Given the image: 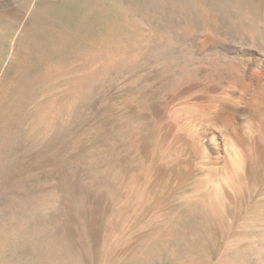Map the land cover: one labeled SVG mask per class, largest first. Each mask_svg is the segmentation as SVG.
<instances>
[{
    "label": "bare ground",
    "instance_id": "1",
    "mask_svg": "<svg viewBox=\"0 0 264 264\" xmlns=\"http://www.w3.org/2000/svg\"><path fill=\"white\" fill-rule=\"evenodd\" d=\"M61 3L59 18L70 20L82 1ZM254 46L185 30L158 39L93 40L87 51L77 49L66 65H51L41 75L55 84L72 71L71 96L46 103L40 125L54 135L62 118L75 116L78 188L88 148L91 163L103 168L109 200H120L124 227L153 205L145 222L148 242L170 236L188 219L195 222L196 241L228 240L237 224L251 219L249 209L264 205V51ZM210 50L202 65V51ZM176 198L179 204L168 207ZM259 220L257 232L227 241L226 253L247 245L264 263V213ZM107 240L120 242L114 233Z\"/></svg>",
    "mask_w": 264,
    "mask_h": 264
},
{
    "label": "rangeland",
    "instance_id": "2",
    "mask_svg": "<svg viewBox=\"0 0 264 264\" xmlns=\"http://www.w3.org/2000/svg\"><path fill=\"white\" fill-rule=\"evenodd\" d=\"M62 1L0 0V44L5 45L0 54V264H264L247 245L225 250L227 241L260 229L262 203L249 209L251 219L237 224L230 239L214 245L196 241L191 219L170 236L148 242L145 222L153 205L124 227L120 200H109L103 168L91 163L88 148L82 150L78 188L75 116L62 118L54 135L38 118L46 103L69 98L72 86L70 70L55 84L44 83L41 75L51 65H66L77 49L87 51L93 40L158 39L185 30L200 39L237 38L264 51V0H81L70 20L59 18ZM212 54L202 51V65ZM53 88L57 93L50 95ZM178 198L167 206H177ZM110 233L120 242L109 244ZM125 238L129 246L121 244Z\"/></svg>",
    "mask_w": 264,
    "mask_h": 264
}]
</instances>
